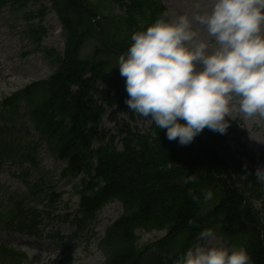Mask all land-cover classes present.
Masks as SVG:
<instances>
[{
    "label": "trees",
    "instance_id": "1",
    "mask_svg": "<svg viewBox=\"0 0 264 264\" xmlns=\"http://www.w3.org/2000/svg\"><path fill=\"white\" fill-rule=\"evenodd\" d=\"M11 1L10 8L26 3ZM8 2L0 0V8ZM115 7L123 11L122 16L111 12ZM52 8L61 23L63 54L50 53L57 65L54 74L48 81L23 90L21 99L31 107L28 118L35 129L65 162L64 172L89 180L79 196L74 218L77 228H85L107 202L122 205L123 214L99 243L102 264H174L182 254L174 253L176 242L184 240L190 245L204 229H211L231 245L239 243L246 248L251 264H264V207L259 210L250 203L254 197L264 201V184L241 166L239 160L250 155L237 140L229 148L224 135L205 128L191 144L182 146L177 140L169 141L166 130L151 122L144 134L117 128L123 138L121 150H116V138H107L99 130L103 106L130 120L138 115L125 104V78L116 61L128 50L134 32L146 30L166 15L159 1L54 0ZM89 41L95 43L82 56ZM8 101L11 99L4 105L15 110V104ZM227 132L235 135L230 129ZM96 141L100 146L93 148ZM192 174L197 181L185 184L184 179ZM209 190L215 204L201 215L199 201ZM249 192L254 197L247 196ZM22 207L15 203L12 218L16 224L8 227L37 235L39 214ZM138 230H164L166 235L139 248ZM0 258L4 264H27L25 255L17 250L0 248Z\"/></svg>",
    "mask_w": 264,
    "mask_h": 264
},
{
    "label": "rangeland",
    "instance_id": "2",
    "mask_svg": "<svg viewBox=\"0 0 264 264\" xmlns=\"http://www.w3.org/2000/svg\"><path fill=\"white\" fill-rule=\"evenodd\" d=\"M8 1V5L0 8V131L3 132L0 137V161L3 162L0 163V223L9 220L11 207L20 199L24 202L25 210L42 215L43 235L40 234L38 240H28L19 234L0 229V245L19 249L31 264H101L104 257L98 249L99 240L106 229L122 215V207L119 202L106 204L86 229L76 231L72 216L78 208L79 196L86 183L80 188L77 183L79 179L63 175L65 165L56 159L52 148L35 129L28 118L31 107L21 99L23 90L35 83L48 81L54 74L57 65L50 53H58L60 56L63 54L64 37L59 18L52 8L54 0H26L24 5L19 2L21 7L14 4L11 8L9 3L12 1ZM158 1L169 19L181 14H187L191 18L197 11L210 10L214 2ZM111 12L117 16L123 15V11L116 7ZM193 27L210 45L214 42L213 38L207 36L203 26L193 21ZM94 43L87 42L82 56L91 50ZM93 97L99 99V96ZM8 99H11L8 102L15 104V110L4 105ZM103 108L105 112L99 130L107 134V138H116V150H121L120 140L123 138L119 136L117 128L128 127L132 134H144L151 125L150 119L140 115L130 120L127 115L116 116L111 109ZM113 118L117 120L115 123ZM226 119L229 120L228 129L237 137L236 139L228 132L223 134L228 147L233 148L237 140L250 155V158L239 160L241 166L255 174L257 168L264 167V118H246L244 114L234 111L232 119ZM99 146V142L93 143V148ZM246 194L254 197L250 192L249 195ZM46 197L48 199H44ZM254 198L250 199V203L254 208L262 210L264 201ZM199 203L201 215H206L214 206L215 200L213 195L211 199H205L204 194ZM104 210H107L106 216H103ZM262 218L264 225V214ZM210 227L216 229L211 223ZM165 235L164 230L136 232L139 248L157 243ZM194 246L241 247L239 243L229 244L214 233V237L209 239L198 236L190 245L188 241L178 240L174 253L183 255Z\"/></svg>",
    "mask_w": 264,
    "mask_h": 264
},
{
    "label": "clouds",
    "instance_id": "3",
    "mask_svg": "<svg viewBox=\"0 0 264 264\" xmlns=\"http://www.w3.org/2000/svg\"><path fill=\"white\" fill-rule=\"evenodd\" d=\"M193 21L213 38L211 45ZM131 41L116 61L125 104L165 129L169 141L189 145L205 128L226 134L234 111L264 118V0H214L191 18L163 15ZM255 176L264 184V167ZM196 181L192 174L183 182ZM211 198L209 190L205 199ZM213 237L211 229L200 233ZM174 264H251V257L244 247L194 246Z\"/></svg>",
    "mask_w": 264,
    "mask_h": 264
},
{
    "label": "bare ground",
    "instance_id": "4",
    "mask_svg": "<svg viewBox=\"0 0 264 264\" xmlns=\"http://www.w3.org/2000/svg\"><path fill=\"white\" fill-rule=\"evenodd\" d=\"M106 213H107V210H104V215L103 216H106Z\"/></svg>",
    "mask_w": 264,
    "mask_h": 264
}]
</instances>
